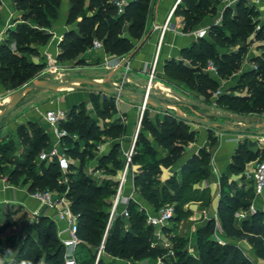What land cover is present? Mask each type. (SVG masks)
I'll return each mask as SVG.
<instances>
[{
    "label": "trees",
    "instance_id": "1",
    "mask_svg": "<svg viewBox=\"0 0 264 264\" xmlns=\"http://www.w3.org/2000/svg\"><path fill=\"white\" fill-rule=\"evenodd\" d=\"M182 4L177 9V14L183 16L185 31H192L195 27L199 26L204 17L210 13V6L212 1L218 0H182ZM17 6L23 9L24 20L27 22L30 18L42 26L49 27L52 21L57 17V9H59L60 0H16ZM99 0H92L91 5L85 8L84 0H71L69 11V22L73 23L81 18L78 22V30L72 31L66 35L62 42V51L58 59L62 61L72 60L75 55L82 54L87 51V44L91 43L93 39L103 41L107 53L115 56H124L132 53L136 45L143 39L146 33V26L149 19L152 0H133L126 7V11L122 15H104L94 13L92 17L86 15V10L93 9V6ZM235 13L231 18L232 30L231 36L225 37L223 42L235 44L238 40L246 41L251 34L255 32V24L253 17L258 14L255 5H247L246 0H239L235 5ZM130 16V33L128 36L122 35L121 30L125 22V18ZM21 23L15 31L10 30V40L4 43L0 49V60L9 61L12 64H17L23 69L31 70L33 72L40 71L41 66H38L31 61H27L25 52H35V49L30 47V43L39 41V44L44 45L48 39L41 31L29 23ZM34 23V24H35ZM195 31V30H194ZM193 32V31H192ZM263 30L258 31L256 38L262 39ZM207 38V37H206ZM206 38L197 39L201 43H194L187 48L183 55L185 58L192 62V68H186L187 71L194 74L189 80V83L195 87L200 93L206 94L208 92H216L219 89V81L217 77H212L206 73L205 69L208 65L205 61H201V53L204 55V46L211 45L210 41ZM11 41L16 42V51L11 49ZM245 50L241 47L237 53L228 56L225 55L222 59L223 63L229 67L233 64L241 62ZM80 59L78 64H83ZM181 66V65H180ZM196 68L195 70H193ZM1 72L5 71L4 68L0 69ZM205 72V73H203ZM19 77V73H14L13 80ZM244 78L248 79L246 84L247 93L242 94H221L219 97L220 102H225L233 110H238L244 113L264 114V59L259 62L257 69H253L245 73ZM20 77V86L30 83ZM95 95H92L94 98ZM85 103L73 107L67 112L68 119L63 122L62 126L68 131L74 130L78 133H84L88 130V123L81 121L84 110L81 109ZM154 107L148 105L143 115V125L149 123L148 129L157 137L158 144L163 147L168 156L160 159L159 164L164 168H170L175 165L185 153V148L190 144L197 141L198 133L194 131L191 124L181 120L177 117V113L169 110L166 112L162 119H157L155 125L152 124V118L149 115V108ZM106 108V109H104ZM103 109L108 113L116 111L115 97L103 101ZM146 118L148 121L146 122ZM83 122V123H82ZM124 125L120 124L115 129L114 135L119 137L124 131ZM23 131V130H22ZM22 131H20L22 133ZM215 130L209 131V139L212 141V135ZM42 131L34 129L35 140L31 143L34 150L27 153L26 159L17 163L20 171L27 170L28 167L36 164L35 158L37 151L43 147L49 146V137L41 134ZM25 135H28L25 133ZM215 136L213 140L215 141ZM146 143V142H145ZM144 143V144H145ZM64 144L67 149V154L71 159V167L67 174L68 183H60L59 179L62 176V171L56 162L47 164L41 162V175L37 180L30 185L32 193L46 191L50 189L58 193H66L67 198L72 204V209L75 213L81 214V236L83 240H88L90 243H96L98 247L102 245L105 230L109 218V210L97 208V198L104 193L115 195L116 187L114 184H109L106 187L92 186L90 178L82 175L81 166L79 169L73 167V159L82 162L85 157L84 151H79L76 147L71 148L72 140L70 137L64 139ZM139 137L135 146V155L133 159L134 167L139 161ZM119 144H116L109 155L103 158V161H113L116 164L118 161L115 159L116 150ZM13 147L11 145H3L0 148V153L6 157ZM250 157L256 159L258 156L248 151ZM211 153L207 149L200 150L198 154L190 158L184 165L182 172L190 175L195 172L196 166L199 165L198 170L202 169L204 178L210 175V159ZM8 162H12L8 159ZM125 166V159L119 172ZM155 167L144 169L142 175H136V168L134 171V185L136 191L142 192L148 202L155 205L159 201L160 191L158 187H154V172ZM0 167V175H1ZM8 180L12 183L19 180V176L14 172H10ZM226 178L224 175L221 179V187ZM173 183V181H171ZM175 182V181H174ZM24 184H27L25 182ZM115 188V189H114ZM115 190V191H114ZM254 190V189H253ZM167 195V194H166ZM243 197L241 193L237 195H227L220 202L218 207V215L223 228L229 234H237L240 238L248 241L254 248L257 256L264 260V217L260 214H253L252 216L243 220L241 225H237L234 219V212L244 207ZM165 201V198L162 199ZM111 205L108 204V208ZM130 216L127 220L119 219L115 228L109 233L105 242V251L112 252L113 255L125 259L132 260V262H144L146 259H167V255L175 250L176 260L170 264H253L245 258L239 248L233 243L221 244L211 237H206L207 233L214 232L215 222L212 221L207 227L206 231L198 234L197 249L199 256L195 257L184 250L182 247H160L153 245L152 232L155 228L148 224V215L145 210H140L139 205L130 201L127 205ZM137 208V210H134ZM160 210V209H159ZM20 209L15 205H6L4 211L0 213V234L4 233L11 227L21 224V222L28 217L27 213L19 214ZM119 224L130 225V228L124 234L119 233ZM34 229L38 232L39 238L48 240L47 245L52 249L47 259H43V254L40 248L36 245L34 239H27L19 249V253L15 257L12 264H64V247L58 235V226L56 221L50 220L48 216H38L34 219ZM168 231L167 227L164 232ZM155 240H157L155 238ZM8 243L7 238L0 237V247ZM83 246V245H82ZM81 246V247H82ZM98 247L96 251H98ZM9 248L7 252H10ZM80 255V256H79ZM78 255L79 264H94L97 252L92 256L91 253H84L80 251ZM98 264L104 263L101 258ZM110 264V263H109Z\"/></svg>",
    "mask_w": 264,
    "mask_h": 264
},
{
    "label": "rangeland",
    "instance_id": "2",
    "mask_svg": "<svg viewBox=\"0 0 264 264\" xmlns=\"http://www.w3.org/2000/svg\"><path fill=\"white\" fill-rule=\"evenodd\" d=\"M84 1L85 8H88L92 3V0ZM116 1L118 0H99V2L95 4L96 6H93V9L86 10V15L92 17L94 13H97L102 16H118L119 11ZM60 2L62 4V0H60ZM238 2L239 0L236 3ZM246 4L249 6L255 5L258 10V14L253 17L255 32L251 34L246 41L238 40L235 44L223 42L225 37L231 36V18L235 13V10H233L236 5L235 0L212 1L210 13L204 17L199 26L192 29V31H194L203 28L204 20L211 19L208 22L209 24L205 26L209 28V34L206 40L210 41L211 45H207L205 42L206 45L204 46V52L206 55L201 53L200 59L206 63L213 62L219 69V76L217 77L219 81V89L216 92L203 94L189 83L188 79L194 76L193 73L186 70V68H192V62L189 59L168 58L164 62L160 74L157 72V79L159 78L158 80H160L161 84L157 89L153 90L154 93L151 96L164 103L175 104L176 108H170V110L176 113H179V110H181L188 117L197 116L206 118L210 121H219L235 128H242L245 124L263 120L264 114L259 115L233 110L228 104L220 102L219 100L221 94L225 93L245 95L247 93L245 86L248 83V79L244 78L245 73L257 69L259 62L264 59V8L249 0H246ZM79 21H81V18H78L77 21L73 22L74 25L77 24L76 31H79ZM28 23L34 24L35 22L33 21V18H30ZM130 23L131 17L128 16L125 18V22L122 26V35H129ZM148 25L149 21L147 22L145 35L136 45L135 49L145 41L148 33ZM261 30H263L262 39L258 40L256 34ZM192 31L188 32L191 33ZM93 42L94 39L91 43L87 44L86 52L75 55L72 60H69L73 66L78 65L80 68L83 67L81 68L82 70H78V73H84V76L86 77L100 74V62L97 58V51L93 49ZM39 43V41L30 43V47L35 49L34 53H37L36 44ZM196 43L199 44L201 42L196 41ZM241 47L245 50L241 62L227 67L222 61L224 56H230L233 53H237ZM32 54L33 53L30 51L25 52L27 61L32 62ZM80 59L84 61L83 64H77ZM1 68H4L5 71H0V109L6 105L8 96L12 94L14 90H19L18 87L21 84V76L27 80H31L30 82L43 80L40 79L42 69L33 72L31 70L23 69L16 63L12 64L9 61L0 60V69ZM195 69L196 68L193 70ZM16 72L19 73V77L13 80L14 73ZM72 75L70 68H68L62 81L65 82L69 80ZM105 82L106 81H102V83ZM84 85L88 86L87 84ZM106 85L113 87V85L109 83ZM172 92L182 95L183 99H181V102L178 100H172V97H174ZM93 94L95 97L81 107V109L84 110L81 121H86L88 123V130L84 133H78L74 130L69 131L71 135L70 139L72 140L70 147H76V149L84 151L86 154L82 162L73 159V167L79 169L81 166L82 175L90 178L92 186L98 185L106 187L109 184L112 185L115 183L117 191L120 175L119 170L124 162V149L127 147L125 139L127 129H124L119 137L114 135L115 129L118 127L119 123L121 124L123 119L116 115V111L108 113L104 110L106 108L103 109V96L110 99L109 95L103 94L102 96L101 93L96 91H94ZM180 104H187L191 107L181 106ZM162 111L163 110H161V112ZM143 112L144 111L141 109L135 131V134L139 137L137 151L140 153L139 161L135 165V173L136 175H142L144 169L155 167L154 187H158L160 198L155 205H152L148 202L147 198L144 197L142 192H138V190L137 196L142 202L148 204L153 211H158L165 206H172L175 209L174 218L167 227L168 231L158 233L154 229L150 232L152 235V241H154L155 245L166 247V244H168L170 247H182L184 250H188L193 256L198 257V234L202 231H206L209 224L214 221L215 230L214 232L207 233L206 237H211L221 244L233 243L239 248L241 254L251 263L264 264V260L257 256L253 246L248 241L240 238L237 234H229L223 228L218 215V206L225 196L241 193L244 195L243 203H245V206L234 212L236 224L241 225L243 220L253 214H260L264 217V197H256L253 190V171L264 155V142L262 141L264 138V127L250 129L242 136H234L240 139V144L234 152V157L227 170L228 174H226V178L222 180L223 186L217 188L215 190L216 192H212L207 184L208 177L204 178L201 172L202 169L198 170L197 168L199 165L196 166L193 174L187 175L181 171L180 176H177V171L175 172L173 165L170 167L172 168L170 169V176L166 177V168L162 167L159 162L160 159L168 156V152L158 144L157 137L148 129L149 123L147 121L150 118H146L145 121L147 123L143 125ZM149 115L152 118L151 123L155 125L153 119L154 112H149ZM7 121L8 118L0 123V148L3 145H11L13 150L6 157H3L0 153L1 173L3 176L7 177L10 172H14L19 176L17 183L24 184L27 182V184L31 185L37 180L38 176L41 175V162H39L38 157L47 145L37 151V157L35 158L36 164L28 167L27 170L20 171L17 163L24 161L27 153L34 150V146L31 145V143L35 140V135L34 132H31L28 135H25V132L23 133L22 142L25 146V150L22 157H20L16 154L17 146L15 140L12 139V135L2 131V127ZM191 127L199 130L204 128L203 126L195 125H191ZM39 129L40 128H36V130ZM40 131H42L41 134L44 133L43 130L40 129ZM220 134L223 133L220 131H214L212 135V141H210L212 151L219 147L218 140ZM214 136L216 138L215 141L213 140ZM116 144H119L115 154V159L118 163L116 164L113 161L107 160L103 161V158L111 153L112 148ZM248 151L254 153L258 157L256 159L251 158L250 154L247 153ZM8 159L12 162H8ZM209 159L211 164L212 154ZM177 168L179 169L180 167ZM171 181H173V183ZM113 196L104 193L102 196L98 197L97 208L109 210L110 208H108V204H112L111 201ZM164 198L165 201L162 200ZM132 201L134 200L132 199ZM142 202L139 203L143 204ZM252 206H255V212H251ZM2 210L3 208L0 209V213ZM134 210H137V208H134ZM51 215L52 216H48V218L56 221V216L54 214ZM118 227L119 233L122 235L130 228V225L119 224ZM157 236L159 238L155 240ZM0 237L2 239L7 238L8 241V243H5V246L3 245V247H0V250L3 253H7L9 248L12 247L15 252H19L21 246L29 238L35 240L37 243L36 245L42 251L44 260L47 259L49 253L52 252V249L47 247L50 242H48V240H43V238H39L38 232L34 229V222L28 217L24 219L20 225L11 227L4 233H1ZM86 238L88 240H84L85 244H83L79 252L83 251L84 253H91L92 256L97 252L94 260V264H96L101 246L98 247L96 243H90L89 237ZM97 247L98 251H96ZM104 253L102 259L104 260V263L106 262L108 264H124L125 262H130L132 264H170L176 260L175 250L167 255L166 260L161 258L157 260L146 259L144 262L139 263L132 262V260L119 257L118 255L115 256L112 252L105 251Z\"/></svg>",
    "mask_w": 264,
    "mask_h": 264
},
{
    "label": "crops",
    "instance_id": "3",
    "mask_svg": "<svg viewBox=\"0 0 264 264\" xmlns=\"http://www.w3.org/2000/svg\"><path fill=\"white\" fill-rule=\"evenodd\" d=\"M176 1L177 0H152L151 12L148 19V33L145 41L134 51H132V53L124 55L127 61L118 68L108 69L103 64L106 58H116L121 56H115L112 54L105 55L103 52L97 51V58L100 62V74L92 76V78L84 76V73H78V70H82L81 68L83 67L80 68L78 65L73 66L70 61L61 62L58 59L62 51L61 46L64 38L68 33L77 30V24L74 25L73 23L69 22L71 0H62V4L60 5L59 9H57V17L52 21L51 26L42 27L36 23H29L41 31L44 35L48 36V39L44 45L36 44L37 53L32 54V62L38 66H41L42 69V75L40 79H43L44 81L64 82L62 80L65 77L67 69L70 68V71L73 75L70 76L69 80L67 81L77 79H89L95 82L106 81L105 84H112L114 88L132 92L146 93L147 87L149 85L150 68L156 53L157 43L160 38V32L159 30L155 29V26L161 25L165 22ZM25 13L26 12L23 9L18 8L16 0H0V49L4 43L10 40L9 31H15L19 24L26 22L24 20ZM177 19L178 17L173 20V27L167 33L165 38V44L163 46L158 63L157 72L159 74L162 66H164V62L168 58L187 59L183 55L184 51L197 41L193 35V32L189 33L188 31H185L184 26L180 24ZM210 20L211 19L204 20L205 22L203 28H207L205 26L209 24L208 22ZM26 23H28V21ZM10 45L12 50H16L17 46L15 41H11ZM48 56H52L57 59V62L60 66L58 72L52 73L48 71ZM158 79H156L152 84L153 88L151 90V95L154 93L153 90L157 89L161 84L160 80ZM15 91L16 90H14L12 94L7 97L8 101L6 105L0 109V113L13 102V97L17 92ZM172 94L174 96L172 97V100L174 101L178 100L181 102V99H183L182 95L180 94L175 92H172ZM92 95V91L70 88L65 89V91L62 89L30 90L24 95L22 101L19 103L16 109L4 118H8V121L2 127V131L12 135V139L15 140L17 146L16 154L20 157H22L25 150V146L22 142L24 135L23 133L25 132L29 134L34 132V129L36 128L43 130V134L49 137V146L46 147L44 151L49 150L53 145L56 144V139L52 133L50 124L45 120V112L48 109H63L68 112L75 106L91 101ZM101 95L103 96V94ZM103 100H107V98L103 96ZM115 103L116 115L123 119L121 124L124 125L125 129H127L125 136L127 147L124 149L125 152L132 146L137 121L140 117V111L142 109L143 103L141 100L126 97H115ZM180 105L189 108L191 107L187 104ZM161 110L163 109L157 107L149 108V112H154L153 119L155 123L158 118L162 119L166 113L165 110L162 112ZM192 129L198 133L197 141L190 143L185 148L184 156L174 165L175 172L177 171V176H180V172L182 171L185 163L194 155L198 154L200 150L207 149L212 154V162L208 166L210 169V176L208 177L207 184L211 188L212 192H216L215 190L221 186L222 177L228 174L227 170L229 169V165L231 164L234 157V152L240 144V139L234 136L239 135L227 133H223L227 135L220 134L218 140L219 147L212 151V146L209 139L210 130L206 127L200 130L196 128ZM20 131H22V133ZM39 162L41 161L39 160ZM177 167L180 168L178 169ZM170 169L172 168L165 169V173L167 174L166 177L170 176ZM131 193L134 194L133 200L134 202L138 203L140 210H145L147 215L156 213V211L151 210V207L148 204L142 202V200L137 196V191L133 180H130L127 185L126 196H130ZM139 202H142L143 204ZM6 205L17 206L21 210L19 214L27 213L30 220V214L35 211H40L42 216H52L51 214H54L56 216L58 232L66 226L65 222L59 220L58 214L55 210L46 209L45 207L41 206V204L35 198L32 197L30 184L17 182L12 183L8 180V177H5L1 174L0 209L3 208L1 213L4 211ZM126 205L128 204H125L124 207ZM18 253V251L15 252L13 249L7 253H3L0 250V264H12Z\"/></svg>",
    "mask_w": 264,
    "mask_h": 264
},
{
    "label": "built area",
    "instance_id": "4",
    "mask_svg": "<svg viewBox=\"0 0 264 264\" xmlns=\"http://www.w3.org/2000/svg\"><path fill=\"white\" fill-rule=\"evenodd\" d=\"M133 0H118L116 1V5L118 8V15H122L126 11V7ZM238 0H235V4ZM257 5H261L264 8V0H249ZM182 0H177L171 11L169 12L165 22L161 25H156L155 29L159 30L160 38L157 43L156 53L154 56V60L152 62L150 73H149V85L147 87L146 94L151 96V90L153 88L152 84L157 79V69L159 58L163 50V46L165 44V38L167 33L173 27V20L177 17V21L185 26L184 18L181 15L177 14V9L179 5L182 4ZM209 28H201L193 31V35L196 39L206 38L209 34ZM93 49L96 51H101L105 55L109 54L106 52L103 41L99 39H94ZM48 71L49 72H57L60 69V66L57 62V59L48 56ZM127 61L125 56L116 57V58H106L104 61V66L108 69L118 68L120 65L124 64ZM206 73L212 77L219 76V69L213 63H208L206 69ZM147 109V105L143 103L142 110L145 112ZM143 112V114H144ZM68 114L67 111L63 109H48L45 112V120L50 124L52 128V133L56 139V144L53 145L49 150L43 151L39 155V160L41 162H47V164L56 162L61 171L62 176L59 179L60 183H68V172L71 167V159L67 154V149L64 144V139L70 137L69 131L62 126L63 122L67 121ZM138 135L135 134L133 138V143L130 149L124 152L125 166L121 170L119 175V184L117 187V191L112 198V204L109 209V218L105 230L104 239L102 245L100 247L96 264L102 258V255L105 252V242L109 233L113 231L115 225L119 219L127 220L130 216V212L125 204L134 198V194L131 193L130 196H126V188L130 180L134 178L135 167L133 164V159L135 155V146L137 142ZM264 142V138L262 139ZM253 189L254 194L258 198L264 197V155L261 160L257 163L254 171H253ZM32 197L35 198L41 206L46 209L55 210L58 214L59 220L65 222V228L61 229L58 232V235L61 239V242L64 247V264H79L78 254L81 246L85 244L84 240L81 236V214L75 213L72 209V204L67 198L66 193H58L57 191H52L47 189L46 191L34 192L32 193ZM124 207V208H123ZM255 206H252L251 212H255ZM175 214V209L172 206H165L160 210L156 211L155 214L148 215V224L153 226L155 230L159 232H163L164 228L168 227L170 222L173 220ZM40 211H35L30 214L31 221L34 222L38 216H41ZM159 237L157 236L156 239ZM155 245V243L153 244ZM170 245L166 244V247ZM172 253V252H171ZM124 264H132L130 262H125Z\"/></svg>",
    "mask_w": 264,
    "mask_h": 264
},
{
    "label": "water",
    "instance_id": "5",
    "mask_svg": "<svg viewBox=\"0 0 264 264\" xmlns=\"http://www.w3.org/2000/svg\"><path fill=\"white\" fill-rule=\"evenodd\" d=\"M84 84H87L88 86H85ZM62 88L81 89L92 92L96 91L98 93L106 94L111 97L113 96V97L134 98L137 100H141L142 103L147 105V107L148 105H151L163 109L166 112L169 111L170 108H176V105L164 103L156 99L155 97L148 96L146 93L132 92V91L122 90L119 88L109 87L105 83L95 82L89 79H77V80H71L65 82L38 80L26 84L15 93L13 97V102L0 113V123L4 120V118L7 115L12 113L16 109V107L19 105L24 95L28 91L33 89L61 90ZM177 117L181 120L188 122L191 125L203 126L208 128L209 130H215V131H220L222 133L234 134L239 136L245 135L250 129L264 127V119L257 122L245 124L242 128H235L219 121H210L206 118H201L197 116L188 117L181 110H179Z\"/></svg>",
    "mask_w": 264,
    "mask_h": 264
},
{
    "label": "bare ground",
    "instance_id": "6",
    "mask_svg": "<svg viewBox=\"0 0 264 264\" xmlns=\"http://www.w3.org/2000/svg\"><path fill=\"white\" fill-rule=\"evenodd\" d=\"M65 89H67V88H62V90H65Z\"/></svg>",
    "mask_w": 264,
    "mask_h": 264
}]
</instances>
